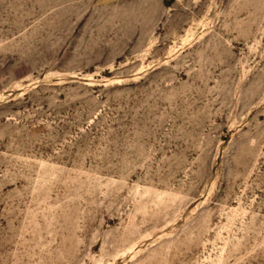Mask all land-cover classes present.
<instances>
[{
  "label": "rangeland",
  "instance_id": "obj_1",
  "mask_svg": "<svg viewBox=\"0 0 264 264\" xmlns=\"http://www.w3.org/2000/svg\"><path fill=\"white\" fill-rule=\"evenodd\" d=\"M0 264H264V0H0Z\"/></svg>",
  "mask_w": 264,
  "mask_h": 264
}]
</instances>
